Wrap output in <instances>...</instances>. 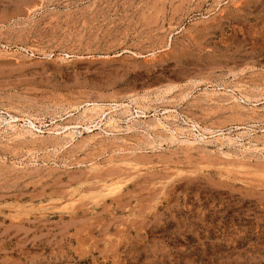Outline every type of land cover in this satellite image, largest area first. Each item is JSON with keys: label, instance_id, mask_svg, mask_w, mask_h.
Returning a JSON list of instances; mask_svg holds the SVG:
<instances>
[{"label": "rangeland", "instance_id": "374dc122", "mask_svg": "<svg viewBox=\"0 0 264 264\" xmlns=\"http://www.w3.org/2000/svg\"><path fill=\"white\" fill-rule=\"evenodd\" d=\"M0 264H264V0H0Z\"/></svg>", "mask_w": 264, "mask_h": 264}, {"label": "bare ground", "instance_id": "6f19581e", "mask_svg": "<svg viewBox=\"0 0 264 264\" xmlns=\"http://www.w3.org/2000/svg\"><path fill=\"white\" fill-rule=\"evenodd\" d=\"M94 108V107H93ZM101 109V108H100ZM90 110V109H89ZM91 111V110H90ZM99 111H101V110H99ZM94 112V111H93ZM98 112V111H97ZM102 112H103V110H102ZM94 113H96V112H94ZM84 114V113H83ZM85 115V114H84ZM96 115V114H95ZM102 116V115H101ZM97 117V116H96ZM99 117V116H98ZM103 117H105V116H103ZM110 118V117H109ZM104 119V118H103ZM107 122V121H106ZM159 124V123H158ZM110 125V124H109ZM11 127H12V125H11ZM14 127H15V125H14ZM69 127V126H68ZM73 127V126H72ZM16 128V127H15ZM66 128V127H65ZM63 129V128H62ZM67 129V128H66ZM71 129V128H70ZM23 130V129H22ZM14 131V130H13ZM56 131V130H55ZM16 132V131H15ZM27 132V131H26ZM29 133L31 132V131H28ZM69 132V131H68ZM29 133H28V135H29ZM74 133V132H73ZM73 133H71V134H73ZM32 134H33V132H32ZM65 134H66V131H65ZM70 134V135H71ZM24 135V134H23ZM58 135V134H57ZM21 136V135H20ZM33 136V135H32ZM59 136V135H58ZM67 136V135H66ZM60 137V136H59ZM61 137H62V135H61ZM73 138V137H72Z\"/></svg>", "mask_w": 264, "mask_h": 264}]
</instances>
